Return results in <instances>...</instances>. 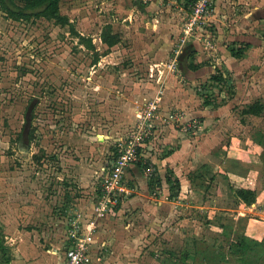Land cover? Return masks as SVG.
<instances>
[{
    "label": "rangeland",
    "instance_id": "1",
    "mask_svg": "<svg viewBox=\"0 0 264 264\" xmlns=\"http://www.w3.org/2000/svg\"><path fill=\"white\" fill-rule=\"evenodd\" d=\"M151 2L62 0V12L70 16L75 29L93 37L96 49L82 43L69 24L46 18L14 20L0 9V225L7 235L12 264H66L73 219L90 238L88 264H115L118 256L122 264H184L178 257H171V251H192L196 247L211 252L210 264H244L230 248L244 223L254 228L249 237L262 241L264 109L258 116L245 115L242 110L255 101L264 104V0H224L212 12L213 17L211 14L206 23L189 32L186 23L191 10L184 7L181 11L185 1L161 0L162 7L151 11H158L160 22L167 25L160 33L164 42L158 50L163 51L164 45L169 48L161 60L156 59L157 52L140 45L133 37L135 31L128 27L137 19H127L128 8L149 6ZM135 13L140 18L142 11L136 9ZM110 21L123 35L121 41L127 52L103 42L101 34ZM141 22L145 31L148 20ZM172 24L173 29L177 27L175 32L169 28ZM146 35L148 32L142 31L141 42ZM191 42L195 45V62H208L210 66L206 75L188 80L180 62H174ZM242 47L243 56H234L233 49ZM229 60L233 62L230 66L226 64ZM218 68L230 74L236 91L240 89L243 94L233 101L229 87L225 85L220 92V87L214 86L225 113L206 124L204 117L194 115L191 109L196 112L204 108L197 89L209 84ZM170 76L174 77L176 91L185 89L179 97L167 92L166 78ZM129 91L140 96L128 95ZM34 99L37 139L25 148L13 139L22 130L25 113ZM140 124L146 125L151 134L160 135L162 143L153 145L152 155L160 157L178 149L180 144L163 142L171 130L190 141L188 156L193 163L181 159L177 166L180 173L191 171L192 183L200 186L196 185L193 193L189 191L186 199L179 198L185 199L180 204H168L161 223L159 209L128 211V244L133 250L129 246L116 249L97 245V251H93L91 233L103 223H95V216L93 221H84L77 215L90 212L94 204L96 212L100 196L96 184L110 159L107 149L115 139L139 131ZM210 129H214L211 135L217 134L214 148L205 145ZM206 151L210 155H204ZM182 162L187 165L182 167ZM250 175L257 180L263 201L242 207L234 189ZM130 191L132 194L138 189L125 180L120 199L130 196ZM153 192L154 206L159 199L169 200L160 197V189ZM68 203L77 210L65 214ZM147 214L148 220L154 215L152 222L146 220ZM105 215L96 214L102 219ZM135 236L140 239L138 244ZM119 239L115 234L111 240L121 242ZM92 251L97 254L94 259ZM248 259L254 264L264 263V245H254ZM2 261L0 257V264H6Z\"/></svg>",
    "mask_w": 264,
    "mask_h": 264
},
{
    "label": "crops",
    "instance_id": "2",
    "mask_svg": "<svg viewBox=\"0 0 264 264\" xmlns=\"http://www.w3.org/2000/svg\"><path fill=\"white\" fill-rule=\"evenodd\" d=\"M222 1H224V0H214L212 12H214L215 10L216 11L218 10V8L220 7V3ZM151 3L152 4H150L149 6H144V5H138L137 6L136 9L139 11H142L140 18L137 17V14L135 13V10H136L135 8H128V11H127L128 14H126L127 19L130 18L133 21V18H137L131 24H128V27L131 29L133 28V30L135 31V32H133V37H137L136 40L140 41L139 44L140 45H146V49L152 51L153 53L157 52L158 54L155 57H156V59L159 58L158 60H161V57H163L165 55L166 50L169 48L168 45H164V46H162L163 51L158 50V47L161 46L160 43L164 42L162 36H160V33L164 30L165 26H167V25L164 24L163 21L160 22L162 18L160 17L161 14L158 11L156 13L151 12V11H154V10L162 7V5H160L161 0H152ZM184 9L185 10L190 9L189 4H186V2L184 3L183 8L181 7V11H183ZM212 12H211V14H212ZM213 14H212V17H213ZM141 20H144V22L148 20V22H147L148 27H145V31H144V27H141L143 24L141 22ZM149 20H151V21H149ZM108 23L112 24L113 28L115 27L114 26L115 22L110 21ZM172 25H173V27L171 26L169 28L172 30V32H175L177 27L175 29H173L174 24H172ZM142 31L144 34H146V32H148V34H149V35H146L147 37H146L144 42H141V40H140L141 36H142V35L140 36V34H142ZM155 34H156V36H155ZM121 36H123V35H121ZM122 41L120 43L116 44L115 46H113V49H117V48L119 49L120 47H122L123 51L127 52V46H125L124 43H122ZM124 42H125V40H124ZM195 63H197V62H195ZM230 63H233V62L230 60L226 61V64H228L229 66H230ZM199 64H201V65L198 69L190 70L187 73L183 72V74L185 75V77L188 80L198 79V78L202 77L203 75H206V73L208 72V67L210 66V64L208 62H205L203 64L199 63ZM213 74H215V72ZM213 74H211V76ZM165 75L166 74H164V76ZM211 76L209 78V83L211 82L210 81ZM166 79H167V86H166L167 92L170 94V96L177 95V97H179L180 92H182V94L184 93L185 89H183L180 92H179V90L176 91L175 87L173 86L174 85V77L170 76V77H167ZM204 84H208V83H204ZM201 87L197 90L199 91L201 89ZM242 94H243L242 91L240 93V89H238L236 91L235 96L233 97V101L236 98H240V96ZM128 95L140 96L139 94H136L133 91H129ZM199 95H200V93H199ZM201 97L202 96L200 95L199 103L203 102L202 104L204 105L203 106L204 108L203 109L199 108V110L196 112H195V109H191V110H192V112L194 111L193 112L194 115L204 117V121L206 124H207V122H211L215 117H218L219 115L225 113V109H224L225 106H220L222 104V102H219L218 106H216V107H214L212 105L207 106L204 104L203 97H202V99H201ZM175 100L177 101V99H175ZM206 126L208 127V125H206ZM213 130L214 129H210L209 133L206 134L207 135V139H206L207 141H206L205 145L209 144L210 147L213 146V148H214L217 145V142L214 141L215 140L214 137L217 134L211 135ZM179 133H177V131H175V130H171L170 132L166 133L165 141H163L164 144H172L174 146L176 144L177 145L180 144V146L178 147L177 150L175 149L174 151H168L167 154L165 153L163 155L160 154V157H159V155L158 156L152 155V153L154 152V151H152L153 145H155L157 142H161V138L159 139L160 135L156 136L157 134L156 133L153 134V132L149 136V138L145 141V143L142 146V150H141L142 155L149 158L153 163H155L157 165L158 170H159V174H160V178L162 180V186H160L159 188H156V189H160L163 192L162 196H160V197L162 198L163 196H165L167 199H169L168 201L165 199H159L158 206L153 205L154 201L151 200V198L153 197L152 194L154 192H153V190L149 184V176L146 172H144L142 170V168L139 166V164L137 162H135V163L131 164L126 169V171L124 173V181L127 180L129 185L135 186V188L138 189V191H136L132 194L130 191L129 194H131V195L127 196V197L125 195V197L120 201V203H118L115 207H113L111 209V211L104 216L103 219L96 216L97 213L94 211L95 204H94V207L91 209L90 212H85L84 215H82L81 212L78 213L77 216L80 217L81 220L93 221L92 218H94V216H95L97 221H98V222H96V219H95V223H97V224L103 223V225H100V227L98 229L94 230V233H91L92 242H91L90 247L93 249V251H97V250H95V247L97 245L98 246L99 245H103V246L105 245L104 247L111 246V248H116V249H119V248L124 247V246H129V250H133V248L131 247L132 245L128 244L129 238H128L127 234L129 232L128 231L129 227H128V224H126L127 222H126V215H125L128 211H132V209L134 210L137 208H139V209L144 208L146 211H149V210L157 211L159 209L160 214H159L158 218H161L160 219V223H161V220H163V217H162L163 211L166 208V206H168V204H171V206H175V205L180 204L181 201H183L187 198L189 191H191L190 193H193L196 189V185L200 186L197 183H194V182L192 183L191 180L193 178H191V176H193L194 174H192L191 171L190 172L188 171V173H187V171L184 172L182 170V172L180 173L178 170L177 162L178 161L180 162L181 159L188 160V163H190V162L193 163V161H191L190 155L188 156V154L191 152V149H190L191 143L187 138H185V136H183L182 134L179 135ZM212 136H213V138H212ZM179 137L182 139L177 140ZM125 138L122 137L120 139H115L114 140L115 142L111 143V146L107 149V153H108L110 159H108V161H106V164H105L106 170L104 169V171L103 170L101 171L103 173L101 175L102 178H100V180H103L104 173L111 167L112 160L116 156L114 148L117 147L120 140L125 139ZM208 150H209V148H208ZM207 154L210 155L209 152L205 153L204 155H207ZM244 154L246 155V152ZM113 155H114V157L112 158ZM195 161H197L196 157L194 159V162ZM208 163H211V161ZM163 165L166 166L165 169L162 168ZM184 165L186 166L187 164H185V162H182V167H184ZM208 165L210 166V164H208ZM170 169H173L175 172V175H177L181 180V192H180V195L176 199H170L169 198L170 186L167 183L166 175L169 173ZM215 172H217V171H215ZM246 178L245 177L242 178L241 184L244 182V180ZM100 180L96 184V189L98 190L99 194L101 192V184H102L101 183L102 181H100ZM206 183H210V182L206 180ZM241 184H239V186H236L235 188H239L241 186ZM130 190H131V188H130ZM261 195L264 196V193H262ZM179 198H185V199H179ZM261 198H263V197H259V195H258V198H257L258 201L255 202L254 206L261 204L260 203L261 200L263 201V199H261ZM240 203H241L242 207H247V206L250 207L251 206V205H247V204L242 203V202H240ZM84 205H85L84 203H81L80 207L82 208ZM69 208H71V209H69ZM76 208H78V207H74L73 204L68 203L67 206L65 207V214L71 213L72 209L77 210ZM94 213H95V215H94ZM149 215L150 214H147L146 220L149 222L150 221L152 222V218L154 215H151L152 218L150 217L148 220ZM248 215H250V214H248ZM237 218H239V216ZM232 220L233 219H230V221H232ZM250 229H251L250 227L246 226V234L252 236L254 234V231L252 232V231H250ZM251 230H254V228L252 227ZM5 234H6V232H5ZM115 234L117 235V237L122 238V239H119V240H121V242H118L117 240H115L116 243L115 242L113 243V241L111 239L112 238L114 239ZM6 238H7V235H6ZM138 240H140L139 237L135 236L134 242L135 243L137 242L136 244H138ZM110 244H112V245H110ZM68 246H70V239L68 240ZM93 251H92V254H93ZM115 252H116V250H115ZM118 252L120 253V251H118ZM118 252L116 253V255L118 254ZM198 254L201 255V250L198 249L197 247L195 249H192V251L190 253L191 257H197L196 255H198ZM95 255H97V254H95ZM95 255L94 254L92 255L93 259H94ZM117 258H118V260H117ZM117 258H115V259L118 262L115 264H122L121 258H119V256ZM5 263L8 264L7 262H5ZM9 263H11V264L13 263L12 257H11V261ZM94 263H92V264H94Z\"/></svg>",
    "mask_w": 264,
    "mask_h": 264
},
{
    "label": "trees",
    "instance_id": "3",
    "mask_svg": "<svg viewBox=\"0 0 264 264\" xmlns=\"http://www.w3.org/2000/svg\"><path fill=\"white\" fill-rule=\"evenodd\" d=\"M0 9L6 14L8 18L14 20H32L37 18H46L48 20H55L61 25H71L72 29L76 35L80 38V41L86 44L89 48L96 49L94 39L91 36H86L80 33L75 29L74 22L71 20L68 14L62 12V0H24L22 3H19L17 0H0ZM101 38L105 44L112 48L114 45L118 44L121 41V34L116 32L112 24L108 23L105 25ZM195 47L193 43L186 45L180 55L179 62L181 69L187 73L190 70H196L200 67L201 64L195 63V54L196 50L192 49ZM245 52V48L233 49L234 56L242 57ZM98 60L96 59V62ZM211 82L209 84H203L201 89L198 91L203 97L205 105H212L214 107L218 106V99L216 97L215 87H220V92H223L225 85L229 87L230 97L233 98L236 94L235 85L232 84L230 74L228 72L220 71L217 69V72L211 76ZM37 108V101L34 99L26 113H25V122L22 130L17 133V136L13 139V142H21L25 148H29L34 140L37 139L36 128L34 126L35 120V110ZM264 109V104L260 101H255L248 103L242 110V113L245 115H261ZM263 151H264V145ZM115 154L118 155V148L115 147ZM142 148H139L138 153L140 154L139 159L136 161L144 172L149 176V184L152 190L162 186V180L160 178L158 167L153 163L149 158L141 154ZM37 157V155H36ZM167 183L170 186V199H176L181 192V180L175 175L173 169L169 170V173L166 175ZM264 182V175L261 177V181ZM264 184V183H263ZM235 194L237 195L240 202L247 205H252L257 201L259 195V186L256 179L252 178V175L246 178L239 188H235ZM241 231V235L233 240L230 244V248L233 254H236L240 257L241 262L244 264H254L250 259H248L249 251L253 249L254 245L262 244L264 245V236L261 242L258 239L250 238L246 234V225L244 223ZM71 245V241H70ZM191 251H171V257H178L182 260L184 264H210L211 252L203 251L199 257H191ZM10 248L7 244L6 234L3 227L0 225V257L4 262L9 263L11 261ZM264 264V263H262Z\"/></svg>",
    "mask_w": 264,
    "mask_h": 264
},
{
    "label": "built area",
    "instance_id": "4",
    "mask_svg": "<svg viewBox=\"0 0 264 264\" xmlns=\"http://www.w3.org/2000/svg\"><path fill=\"white\" fill-rule=\"evenodd\" d=\"M184 1L186 4H189L191 10L189 21L186 23V31L189 32L194 30L198 24L201 25L207 22L208 17L211 16L214 0ZM175 59L176 62L174 63L176 65L179 63V56L176 55ZM140 126L141 124L139 125V128ZM150 135L151 131L147 130V126H141L139 131L128 135L123 143H120L118 147V155L114 164L103 175L102 188L96 207L97 214L105 215L120 203V193L124 182V173L131 164L139 159V148H142ZM76 222L77 221L74 219L71 222L72 227L69 233L71 245L67 253L66 264H88L90 238L82 231V226Z\"/></svg>",
    "mask_w": 264,
    "mask_h": 264
}]
</instances>
